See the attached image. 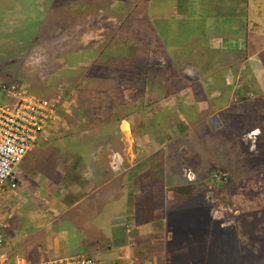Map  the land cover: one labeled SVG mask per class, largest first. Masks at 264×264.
<instances>
[{
  "label": "rangeland",
  "instance_id": "374dc122",
  "mask_svg": "<svg viewBox=\"0 0 264 264\" xmlns=\"http://www.w3.org/2000/svg\"><path fill=\"white\" fill-rule=\"evenodd\" d=\"M33 3L39 10L37 12L43 14L40 19H45L48 9L50 12L59 11L58 7L62 8L65 3V10L59 15L72 17L71 20H78L80 24L89 20L88 13L79 10L84 0H0V22L4 15L9 20L4 33H0V63L20 74L13 79L1 77L0 88L3 83H15L34 96L53 100L56 94L53 86H59L63 92L56 98L61 102L57 111L61 117L59 120L73 113L81 102L96 105L94 109L101 102L107 110L121 109L112 113L109 110L110 117L115 115L117 118L106 120L114 123L110 136L113 138L115 134L118 142L111 148V154H124L131 161L136 159L143 166L148 165V174L139 178L140 187L149 184L147 188L151 187L149 193L153 204L158 201L160 206L164 201L165 205L171 201L177 204V208L167 211L169 220L164 225L158 218L150 224L148 232L135 230L131 234H126V230L117 224L118 220L121 224L131 223L129 208H119L113 221L105 219L108 223L103 222L99 230L84 231L72 226L77 216L71 210L44 231L24 236L16 233L11 242L7 238L9 255L16 256L23 250L26 257L34 262L66 256L72 252L66 247L71 239H80L79 253L86 252L99 264H111L116 259L111 254L117 255L122 249L133 253V259L138 255L154 254L159 263L171 264H191L193 260L201 262L208 255L214 256V252L220 254L221 249L236 254V247L242 242H245L244 249L245 246L250 249L249 252L264 254V76L258 79L254 71L257 70L258 75L264 73L252 63H237L247 53L264 47V18H261V12L258 17L253 15L254 12L250 16V10L262 8L264 0H87L86 3L97 13L95 18L99 24L93 25L95 32L99 28L100 31L101 28L107 30L102 54L92 57L95 48L91 41L88 43V38L93 34L89 32L90 37L84 36L88 28L85 30L82 25L70 24L67 27L69 24L60 21L52 30L37 31L41 38L36 43L27 41V34L24 35L23 31H28L25 27L29 21L24 7L28 9ZM15 5L23 10L18 8L21 11H14ZM122 9L126 15L129 13L126 22L121 19ZM194 12L199 19L196 26L201 27L197 34L194 32L196 26L189 22L190 19L195 20ZM135 14L143 15L138 19ZM157 14L165 15L157 20ZM227 22L224 27L222 23ZM20 24L22 35L19 33ZM205 24L208 31L213 32L212 40ZM38 26L39 22L34 25L35 28ZM201 33L209 38L208 46L200 43L202 39L195 38L199 34L202 36ZM251 33L258 34L257 40L251 38ZM74 35L78 38L83 36L85 40L76 44L78 38H73ZM61 49L65 51L66 61L72 63L69 71H60L62 65L57 56L62 54ZM38 50L40 53L36 56ZM203 52L214 56L212 64L206 61L207 67ZM26 55L28 58L25 60ZM258 57L264 69V49ZM44 58L51 60L43 63ZM28 59H32V63L39 60L37 67L40 64L42 67L38 71L34 70L35 66L30 69L28 64H23L29 63ZM21 61L20 65L16 63ZM52 65L60 68L59 73L52 72ZM228 65H232V69L225 70ZM29 73L34 74L32 80L40 79L38 81L44 83L42 88H33L35 85L29 80ZM226 74L236 76L230 80L231 87L224 79ZM7 75L10 76L9 73ZM76 75L80 77L76 79ZM245 81L248 86H242ZM142 83L145 84L144 90L150 89L154 98H161L162 104L156 101L146 108L143 106ZM233 85L236 86L234 90L231 89ZM139 92L144 110L131 113L134 125L128 133L119 127L122 115L130 114L132 108L128 105L123 110V95L128 93V97L136 100ZM77 96L81 100H77ZM96 121L101 122V119ZM169 122L175 125L174 131L166 130ZM60 129L53 126L47 134L59 135ZM157 137L160 152L150 154L159 146L154 140ZM132 151L134 156L131 158ZM163 169L166 170L165 183L162 180ZM19 175H25L23 170ZM214 179H223L224 183L219 184ZM161 183L164 184L162 188ZM134 203L137 200H128V206ZM141 206L136 213L143 216L144 208ZM221 223L222 227L219 226ZM164 227L171 236L162 231V236L159 235ZM3 231L7 236L10 235L8 232H13L10 229ZM241 232L247 236L235 237ZM130 241L135 247L130 245ZM62 244L65 254L59 253ZM248 251L241 252L246 256ZM236 257L232 256V264L237 263Z\"/></svg>",
  "mask_w": 264,
  "mask_h": 264
},
{
  "label": "crops",
  "instance_id": "0c3cea01",
  "mask_svg": "<svg viewBox=\"0 0 264 264\" xmlns=\"http://www.w3.org/2000/svg\"><path fill=\"white\" fill-rule=\"evenodd\" d=\"M86 1L87 0H84V3L82 5H79V8H80L79 10L83 9L82 13L87 12L89 16L87 17L89 20L86 23L82 21V24H80L78 20H71L72 17L68 18L67 16L64 17L63 15H59L65 10V7H66L65 3H64L65 6L63 5L62 8H60L61 6L58 7L59 11L50 12V10L48 9L45 19H40L43 14L37 12L39 10L36 5L34 6V3L32 6V5H29L30 4L29 2L28 9L24 7V12L27 14L26 20L29 21L28 25H26L25 27L28 31L26 30L23 31L24 35L27 34L25 36V39L29 42L35 41L36 43L38 39L41 38L39 37V34L37 35V31L44 30V29L52 30L53 27L55 28V25L60 24L59 23L60 21L62 22V24H69L67 27H70V24H75L76 27L77 25H79V27L80 25H82L86 27L85 30L88 28V33L84 32V36L90 37L89 32L93 34L91 35L90 38H88V43H90L91 41L95 48L91 57L96 56L97 54H102L103 37L107 34V30L105 28H101V31L105 32L104 35L102 34L103 32L100 31V28L98 29L97 32H95L96 28L93 25L99 24L97 19L95 18L97 16V13H95L90 8L89 3H86ZM129 4H125V5L129 6ZM132 7H136V6H132ZM18 8H21V7L18 5H15L14 11H21L22 8L21 9H18ZM26 10H29V12ZM252 12H254L253 15H255L256 17H258V15L261 12V18H264L262 17L264 16V6L262 8L258 7V8H253L252 10H250V16H252L251 14ZM141 13H146V12H141ZM121 14H122L121 19L123 20V22H126L127 16L129 13L126 15V11L122 9ZM146 14H145V17H146ZM195 14L196 13L194 12V16ZM142 15L143 14L137 15L136 18L140 19ZM157 15H158L157 20H158V18L163 17L165 14L163 15L157 14ZM109 17L110 16L107 15V18ZM194 19L195 20L190 19L189 22L196 26L197 22H199V19L196 16L194 17ZM108 20L106 22H108ZM37 22H39V26L35 28L34 25H36ZM8 23H9V20L4 15V17L2 18V22H0V33H4L5 27L7 26ZM222 24H225L223 26L226 27V25H228V22L222 23ZM100 26L102 25L100 24ZM196 28L197 29L194 32L197 34L199 29H201V27L199 28L196 26ZM205 28H206L207 33L211 32L210 39L212 40V34H213L212 30L208 31V27L206 24H205ZM229 28H230V25H229ZM21 30H22V25L20 24L19 33H21L22 35L23 33ZM34 30L36 33L34 32ZM201 34L202 36H200L199 34L195 36V38L202 39L200 43L203 42L206 46H208L209 38H207V36H203V33ZM257 36L258 34L251 33V38L254 41L257 40ZM73 38L75 39L78 38V35L77 37L76 35H74ZM80 40L84 41L85 38L81 36L75 41V43L77 44ZM15 41L19 42L18 39H15ZM47 41L50 42L49 37H47ZM19 44H16V45H19ZM70 44L71 43H69L68 46H70ZM60 47L62 48V44H60ZM31 48L32 47H30L29 50H31ZM36 48H38V45L36 46ZM263 49L258 48L253 53H247L244 56L245 58H243L240 61L238 60L237 63L239 64L246 63V62L252 63L255 65V67L257 66L260 69V72L263 74L264 69L261 68V62L259 61V57H258V55L262 53ZM43 51H46V50H43ZM63 52L65 51L62 50L61 52L62 54L57 56L59 57L60 62H61L60 64L62 65L61 70H60L61 72L69 71L70 69H72L71 67L72 63L70 62L69 64L66 61L65 54ZM66 52H70V50L66 49ZM39 53L40 51L38 50L36 56H38ZM204 55H205L204 63H205V67H207V63L210 62L212 64L214 62V56L210 54L209 52L204 53ZM27 58L28 56L26 55L25 60ZM21 60H22V57H21ZM49 60L51 59L44 58V61L42 60V62L45 63ZM28 61L29 63L23 62V64L25 65L28 64L30 66L29 67L30 69H32V67L35 66L34 70L38 71L42 67L41 64L39 65V67H37V62H39V60L33 63H32L33 61L32 59H28ZM16 63L20 65L22 64V61L16 62ZM233 63L235 62H232V64ZM84 64L86 63L83 62V65ZM140 64L141 62H138V65ZM55 65L51 66L52 72L54 73L55 71L59 73L58 69L60 68L56 67ZM68 67L70 69H68ZM227 68L232 69V65L231 67L228 65L225 68V70ZM14 71H15L14 69L10 71V69L5 68V65H2L0 63V78L4 76H8L10 78L12 77V79L19 77L20 75L19 72L18 71L14 72ZM7 73H9L10 76L7 75ZM254 74H255V77L258 79L264 76V75H258L257 70L254 71ZM80 75H76V79H78ZM225 76L226 78L224 77V79H226L227 83L231 87L230 83L232 82L230 80L236 78L235 74L229 75V76H227L226 74ZM32 79H34V74L29 73V80H31V82L33 83V86L35 85V87L33 86L32 87L39 88V89L43 87L42 85L44 83L42 81L40 82L38 81L40 79L38 80H32ZM142 79H144V77ZM72 82L73 80L71 81V83ZM65 83L71 85L68 82H65ZM36 85H39V87H37ZM243 85L248 86L246 81L243 82L242 86ZM58 87L53 86V92L56 93L55 97L57 96V94H61V90ZM70 87H75V86L71 85ZM235 88L236 86L233 85L231 89L234 90ZM149 90L150 89H147V88H145V90L144 88H142L141 90L142 101L144 102L143 106L145 108L148 104L156 102V101L161 103L160 101L161 98H157V97L154 98L155 96H153V94L149 92ZM216 94H220L221 96V93L216 92ZM104 95L106 94L104 93ZM127 95L128 93L126 95H123V100L125 104L122 108L124 110L125 108L128 107V105L129 106L132 105V108H131L130 114H128L129 116L127 114L122 113L123 118L120 119L119 127L120 126L123 127V125L126 123L129 127L128 128V133H129L131 132L130 130L131 127L134 125V122L132 121L133 119H131L133 114L131 113H134L135 111H141V110L143 111L144 108L141 107L140 92L136 100H134L132 96L128 97ZM124 96H126L125 99H124ZM76 99L81 100V98H79L78 96ZM2 100H3V96L0 92V103L2 102ZM217 102H220V100H218ZM135 105L136 107L133 108ZM220 106L222 107V104ZM94 107H96V105L94 106L92 104L90 105L85 102L84 103L81 102L80 104H77L76 110L73 113L67 114L68 117L63 116L62 120H59L57 118L52 123L51 127L53 126H55V128L60 127L61 128L60 134L59 135L57 134L56 136H54L53 134L51 135L47 134L48 131L51 129V127L50 129L46 130V132H44L38 138V140L34 144L33 149L29 151L26 154V156L23 158V160L18 164L16 168V176H17L16 188L14 190H10L7 184L3 188V190H0V226L3 229H7V230L10 229L13 232H15V235L12 234L13 232L12 233L8 232V235L10 234L9 236L6 235L7 238L10 240V242L13 241V239H15L14 236L17 235L16 233H19L18 234L19 236H24L26 233H29V235H32L36 231H40V230L44 231L43 229H46L52 222L56 221L57 219H59V217H62L63 215H65L71 210L74 211L75 213L74 216H77V217H74L76 221L73 223L72 226L73 227L75 226V229L77 228V229H80V231H84V230H92V229L99 230L101 228V227L99 228V226L103 222L108 223V222L113 221V219L117 216V211L119 210V208H127V209L129 208L130 209L129 214L131 215V220H132L131 223L121 224V221L118 220L117 224H120V227L126 230V234H131L132 231H135V230L137 232H141V231L145 233L146 231L148 232L151 229L150 224L154 223L155 220L158 218L159 220H161V224L164 225L167 219L169 220V216H168L169 214L167 213V211L169 209L177 208L176 206L177 204H175V202L168 201V203L165 205L164 199H163L164 202L161 203L160 206H158V201L154 202L153 204L152 200L150 199V193H149V190L151 189V187L147 188L149 184H146V187H142V188L140 187L138 183L140 180L139 178L146 176V174H148V171L150 169L148 165L143 166L142 165L143 163L139 162L138 160L136 161L135 159L134 160L135 162H134V161H131L127 156L124 157L123 156L124 154H121L122 156L119 154V159L121 160L119 161L121 163L120 169L117 170L111 166V159H112L111 153L113 152L111 148L113 146H117L118 142H117V137H115V134L113 138H111L110 136L111 135L110 128L112 124L114 123H112L111 121L106 122V120L110 117V113H112L113 111L119 112L122 110L121 109L119 110L109 109L111 111L109 113V110H107L106 107L102 106L101 104L97 107V109H94ZM90 108L94 109L95 113H93V115H90V114L85 115L83 111L86 109H89V111H92ZM98 118L101 119V122L96 121L98 120ZM110 118L115 119L117 118V116L112 115ZM83 119H87V120L84 121ZM165 121L167 122L168 120H165ZM171 123L172 122L168 123L169 125L167 126L168 127L166 129L167 131L169 129H170L169 131H174L175 125ZM76 125H78L79 130H77L78 128H76ZM136 137H139V136L136 135ZM154 140L156 142L158 141L157 145L159 146L155 147L152 151H150L149 152L150 154H158L160 152V150H158L160 148V142H159L158 137L155 138ZM133 156L134 154L132 151V153L130 154V157L132 158ZM22 170L25 174L24 176L19 175V173L22 172ZM162 174H163L162 180H163V183H165V176H166L165 169L162 170ZM163 185L164 184L161 183V188L163 187ZM133 190H135L134 193H133ZM164 195H165V187L162 190L163 198H164ZM129 199H132L135 201L137 200V203H134V205L128 206ZM140 205H142L141 207L144 208L143 216L140 214L137 215L136 213ZM160 213L161 214L163 213L164 216L161 215L162 217H160ZM108 214L112 216L109 217ZM105 219L108 220V222ZM222 225H223L222 223L219 224L220 227H222ZM83 226H84V229H83ZM154 226L156 225L154 224ZM161 231L163 233H168L169 236H171V234L165 227L159 231V235L162 234ZM239 236L240 237L247 236V234L244 232H241L238 236H235V237H239ZM79 240L80 239H76L72 241L71 239L66 244V247L69 249V251L70 250L72 251L68 255L79 253V249H80V246H78ZM244 243L245 242H242L241 245L236 247L237 248L236 254L229 250H226V252H224V250L220 248L221 249L220 254L214 252V256L210 257L208 255L201 262L197 260L196 261L193 260L191 264H227L228 261L231 262L232 264L233 262L232 256H236V255H237L236 264L238 263L239 264H258L261 261L264 262V254L261 255L260 252H257V253L249 252L248 250L250 249L247 246H245V249H244ZM130 245L135 247L131 241H130ZM109 246L111 245H108L107 247ZM60 249L61 250L59 251V253L62 252L61 254H65L64 253L65 248L63 244L61 245ZM108 250L109 249L107 248V251ZM242 250L248 251V255L244 256L243 255L244 253L241 252ZM111 255L116 257L115 261H112L111 264H117L121 262L129 263L132 261L135 262L136 264L137 263L139 264L166 263V262L159 263L157 257H155L154 254H151V256L150 255H146V256L138 255L133 259V256H132L133 253H127L124 249H122V252L118 253L117 255H114V254H111ZM16 256H19V257L21 256L28 262H34L32 258L26 257V253L23 250L20 251L18 254H16ZM62 256H65V255H62ZM247 257L249 258L247 259ZM39 258H42L41 254H39Z\"/></svg>",
  "mask_w": 264,
  "mask_h": 264
},
{
  "label": "built area",
  "instance_id": "2783aa9c",
  "mask_svg": "<svg viewBox=\"0 0 264 264\" xmlns=\"http://www.w3.org/2000/svg\"><path fill=\"white\" fill-rule=\"evenodd\" d=\"M0 89L3 93L0 103V190L7 184L10 190H14L17 186L18 164L33 149L38 137L51 125L61 102L34 96L29 90L21 89L15 83H3ZM116 156L114 153L111 166L119 170ZM6 240L7 236L0 226V264H99L95 258L82 252L28 262L22 257L9 255ZM117 264L136 263L132 261Z\"/></svg>",
  "mask_w": 264,
  "mask_h": 264
},
{
  "label": "trees",
  "instance_id": "16d2710c",
  "mask_svg": "<svg viewBox=\"0 0 264 264\" xmlns=\"http://www.w3.org/2000/svg\"><path fill=\"white\" fill-rule=\"evenodd\" d=\"M129 80H130V79H129ZM144 85H145V84H144ZM144 85H143V86H144ZM138 86H139V85H138ZM143 88H144V87H143ZM138 89H139V88H138ZM139 90H140V89H139ZM138 94H139V93H138ZM137 96H138V95H137ZM100 104H101V103H100ZM90 109H91L92 111H89V109L84 110V111H83L84 114H85V115H88V114L93 115V113H95V111H94V109H92V108H90ZM56 118H59V119H60L61 117H60L59 114H57V115H56ZM214 181H215V182H218L219 184L224 183V180H223V179H222L221 181H220V180L217 181V180L214 179Z\"/></svg>",
  "mask_w": 264,
  "mask_h": 264
},
{
  "label": "clouds",
  "instance_id": "9594fccd",
  "mask_svg": "<svg viewBox=\"0 0 264 264\" xmlns=\"http://www.w3.org/2000/svg\"><path fill=\"white\" fill-rule=\"evenodd\" d=\"M0 92H1V94H2V96H3V93H2V91H1V89H0ZM62 93H63V92H61V94H62ZM59 95H60V94H57V96H56L54 99H56ZM58 109H59V107H58ZM57 111H58V110H57ZM57 114H58V112H57ZM57 114H56V115H57ZM56 119H57V118L55 117V119L53 120V122H54ZM53 122H52V123H53ZM52 123H51V125H50L46 130H48V129L52 126ZM44 132H46V131H44ZM44 132H43V133H44ZM43 133H42V134H43ZM42 134H41V135H42ZM41 135H40V136H41ZM40 136H39V137H40ZM39 137H38V138H39ZM37 140H38V139H37ZM37 140H36V141H37ZM35 143H36V142H35ZM33 147H34V146H33ZM112 158H113V154H112ZM116 158H117L118 162L121 161V160L119 159V155H118V154H117ZM111 161H112V159H111ZM119 166H121V163H120V162H119Z\"/></svg>",
  "mask_w": 264,
  "mask_h": 264
},
{
  "label": "bare ground",
  "instance_id": "6f19581e",
  "mask_svg": "<svg viewBox=\"0 0 264 264\" xmlns=\"http://www.w3.org/2000/svg\"><path fill=\"white\" fill-rule=\"evenodd\" d=\"M128 128H129V127H128L127 124H124V125H123V129H124V131H128Z\"/></svg>",
  "mask_w": 264,
  "mask_h": 264
}]
</instances>
